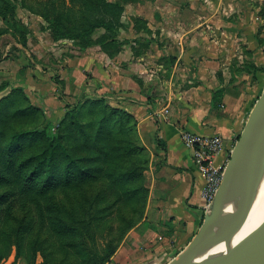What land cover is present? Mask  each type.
<instances>
[{"label":"crops","instance_id":"crops-1","mask_svg":"<svg viewBox=\"0 0 264 264\" xmlns=\"http://www.w3.org/2000/svg\"><path fill=\"white\" fill-rule=\"evenodd\" d=\"M198 4V0L127 4L125 16L146 19L149 32L135 31L130 24L120 38L133 41L114 57L98 45L73 56H57L55 51L52 55L47 36L37 33L26 45L38 59L45 56L48 61H31L26 67L16 60L26 59L27 51L19 43L13 44L10 86L22 87L51 117H60L65 104L76 98L103 97L131 113L137 122L138 138L149 154L147 202L142 219L107 264H166L192 239L206 210L204 180L192 150L181 142L179 130L223 136L225 145L216 161L224 162L246 123L252 102L238 85L247 78L236 80L227 66L240 39L257 65L264 66V48L258 45L248 17L232 31L231 26L211 27ZM209 29L217 32L218 39L211 40ZM134 40L149 45L135 53ZM10 46L6 45L4 54L10 52ZM219 89L223 90L220 103L213 105V94ZM12 260L13 256L7 263ZM15 264L24 262L17 259Z\"/></svg>","mask_w":264,"mask_h":264},{"label":"trees","instance_id":"trees-1","mask_svg":"<svg viewBox=\"0 0 264 264\" xmlns=\"http://www.w3.org/2000/svg\"><path fill=\"white\" fill-rule=\"evenodd\" d=\"M131 2L0 0L5 27L0 35L9 32L26 46L29 31L17 14L21 3L45 19L52 40H72L77 54L98 45L114 57L127 42L117 38V30ZM132 19L136 31L149 32L145 20ZM98 29L102 33L95 37ZM256 40L264 45L263 30ZM134 42L135 53L149 45ZM251 66L247 73L253 78L264 71L262 65ZM8 86L9 81H0V91ZM222 92H214L213 105L220 103ZM136 123L131 113L103 97H85L67 102L52 124L21 87L10 86L0 97V262L12 251L28 264H36L37 257L39 264L110 261L142 219L148 197L144 172L149 154Z\"/></svg>","mask_w":264,"mask_h":264},{"label":"water","instance_id":"water-1","mask_svg":"<svg viewBox=\"0 0 264 264\" xmlns=\"http://www.w3.org/2000/svg\"><path fill=\"white\" fill-rule=\"evenodd\" d=\"M252 108L261 132L251 139L249 112L200 226L166 264H264V184L247 195L237 210H226L231 197L239 194L235 186L243 171L264 149V89Z\"/></svg>","mask_w":264,"mask_h":264},{"label":"rangeland","instance_id":"rangeland-1","mask_svg":"<svg viewBox=\"0 0 264 264\" xmlns=\"http://www.w3.org/2000/svg\"><path fill=\"white\" fill-rule=\"evenodd\" d=\"M41 1H44V0H41ZM141 1L143 0H135V2H131V3H136V2H141ZM198 1H199L198 8L201 9V12H204L206 16V24L210 25L211 27L212 26H224V25L231 26L229 31H232L235 29V28L233 29L232 27L239 24L240 21H242L241 24L244 25L243 20H245L246 17H248V19L253 22V28H254V31H256V34L258 33L259 30H263L264 32V0H198ZM27 2L29 6H31L29 1ZM196 2L197 1H195V3ZM127 4H125V12H126ZM125 12L121 17V21L123 25L119 27V29L117 30V38L120 41L126 40L127 42L125 44H129L133 41V39L132 40H128L124 38L121 39L120 35L121 33H123V31L127 30L130 24L132 25V28L134 29V21L132 17L137 16V15H133V16H130V18H127L125 16ZM17 14H18V17L23 22V24H25L26 27L28 28L29 32L27 34V39H32L37 33H39L42 36V38H45V36H47L48 40L50 41V44L52 45V47H49L51 49V51L49 52L52 55L54 54L53 53L54 51L56 52L55 55L57 54V56L58 55H62V56L63 55H66V56L74 55V54H77V52L79 51L78 48L73 45L74 42L72 40H69V39H61V40H55V41L52 40L49 31L47 29H44V26L47 25V22L45 21V19L41 17L39 14L32 12L28 7L23 6L21 3L17 4ZM142 19L146 21V19L144 18ZM140 25H142L141 22H140ZM146 26L148 28L147 21H146ZM0 27L3 29L5 28L1 20H0ZM34 30L36 33L34 32ZM243 30L244 28H242V31ZM101 33H102V30L98 29L95 32L94 36L96 37L100 35ZM217 35H218L217 32L214 33L213 30H210L208 34V36L211 37V40L215 39V36H216V39H218ZM238 35H239V32H238ZM243 41L244 39L238 40L237 49H236L237 51L235 55L232 57V59L230 60V63L228 64L227 69L230 70L231 76L235 78L236 80H238L241 77L247 78L246 80H242V82H240L238 86L242 85L244 87L243 91H245L247 98L251 100L252 102L250 109H249V112H250L252 106L254 105V103L256 102V100L258 99V97L260 96V94L262 93L264 89V71L257 72L256 77L254 78L252 77L251 74H249L250 72L252 73L253 71L251 62H254L255 64L256 60L253 56L252 51L247 48V44H245ZM14 42H17V41L9 32L3 33L0 35V81L10 80V74L8 73L9 72V60L15 59V58H12V54L16 50V47H14L13 45ZM8 43L12 45L9 48L10 52L7 54H4L6 50L5 47ZM262 47L264 48V45ZM23 48H24L23 49L24 51H27L26 59L22 57L17 58L16 62L18 63V65L27 67L28 63L31 61L33 62H43L44 60L48 61V58H46L45 56L42 57V59H38L37 56L33 54L29 46L26 45ZM43 54H45V52H42V55ZM45 55L48 56V53ZM14 56H17V55L14 54ZM9 89L10 88H6L0 91V97L4 95ZM23 91L29 97L33 105L41 109L42 113L52 122V124H56L58 120L62 117L63 114L60 117H56V118L51 117L49 113L47 112L46 108H44L39 102H37L36 99L31 97V95H29L27 91H25L24 89ZM249 112L247 113V117L249 115ZM144 175H145V172H144ZM11 256L14 257V261L12 260L9 263H7V259H9V257ZM112 256L110 260L112 259ZM15 259L16 260L20 259V261H23L24 264H28L27 261L23 257L15 258L14 251H12V253L7 258L3 259L0 262V264H15V261H16ZM40 261H41V257H37L36 264H39Z\"/></svg>","mask_w":264,"mask_h":264},{"label":"built area","instance_id":"built-area-1","mask_svg":"<svg viewBox=\"0 0 264 264\" xmlns=\"http://www.w3.org/2000/svg\"><path fill=\"white\" fill-rule=\"evenodd\" d=\"M167 111L164 109L163 112ZM179 134L183 145L192 150L194 164L203 177L202 196L207 207L220 185L227 163V159L224 162L216 161L225 139L220 134L204 135L187 129H180Z\"/></svg>","mask_w":264,"mask_h":264},{"label":"bare ground","instance_id":"bare-ground-1","mask_svg":"<svg viewBox=\"0 0 264 264\" xmlns=\"http://www.w3.org/2000/svg\"><path fill=\"white\" fill-rule=\"evenodd\" d=\"M252 125L249 129L253 132L252 140L261 132L260 128L256 127L255 117L256 108H252ZM264 184V149L260 152L253 163L248 166L242 173L235 189L237 191L236 196H232L227 205V212L237 210L243 200L256 188L258 189ZM234 192V191H233Z\"/></svg>","mask_w":264,"mask_h":264}]
</instances>
